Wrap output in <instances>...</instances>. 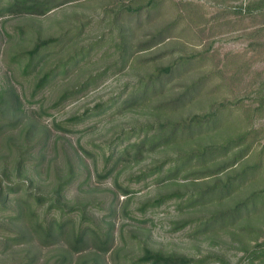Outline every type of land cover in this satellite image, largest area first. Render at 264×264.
Instances as JSON below:
<instances>
[{
    "label": "rangeland",
    "instance_id": "1",
    "mask_svg": "<svg viewBox=\"0 0 264 264\" xmlns=\"http://www.w3.org/2000/svg\"><path fill=\"white\" fill-rule=\"evenodd\" d=\"M128 1L77 0L42 16L0 17V92L13 87L22 114L6 133L9 140L0 144V172L5 165L7 181L18 180L13 163L20 152L32 166L29 190L35 194L52 192L58 182L72 178L63 187L65 206L52 208L48 215L54 237L34 231L50 200L38 205L34 197L28 199L20 219L12 216L11 201L4 205L0 264H139L145 248L185 256L186 264H250L254 255L260 258L256 264H264L263 208L244 205L249 194L264 189V151L260 150L264 113L255 112L259 78L252 70L228 79L234 64L243 65L249 51L242 35L248 20L230 18L228 11L217 9L237 0H161L139 16L119 19L126 25L121 31L111 25L110 17L120 2ZM229 19L235 25L227 23ZM80 24L83 28L73 42L48 53L29 73L10 61V54L30 47L37 33L53 36ZM160 30H164L161 44L126 62ZM5 31L10 36L2 39ZM120 37L125 47L119 45ZM88 45L90 53L79 63L34 91L42 72ZM252 53L247 55L256 68L262 58ZM186 56L191 57L185 69L161 76L160 94L139 95L140 81L146 84L154 70ZM97 73L102 76L54 106L61 92ZM193 80H200V93L189 103L172 105L173 99L190 90ZM133 90L135 96L125 106ZM229 100L234 103L224 121L225 133L247 132V141H257L243 162L247 171L253 165L258 168L240 187L189 200V193L205 192L214 184L211 177L194 179L214 165L199 166L179 156L208 139L198 130L169 137L171 128ZM101 102H107L103 111L70 120ZM153 104L161 112L154 114ZM159 124L163 137L156 143H140L138 136ZM43 125L49 128L45 143L38 141L43 134L38 127ZM174 164L177 169H169ZM225 173L219 176L227 178ZM60 228L63 232L57 233ZM78 239L83 242L78 244Z\"/></svg>",
    "mask_w": 264,
    "mask_h": 264
},
{
    "label": "trees",
    "instance_id": "2",
    "mask_svg": "<svg viewBox=\"0 0 264 264\" xmlns=\"http://www.w3.org/2000/svg\"><path fill=\"white\" fill-rule=\"evenodd\" d=\"M77 0H0V17L5 15H23V16H42L50 13L54 9L68 3ZM161 0H130L128 2H120L117 5L115 13L110 17V23L113 26L119 27V29L125 30V24L119 23V19L137 15L143 9L151 10L154 7L159 5ZM231 1V0H229ZM217 9L219 11H228L230 15H238L242 19L248 20V22L242 27V35L246 40V49L252 54L259 55L262 58V61L259 62L256 68H252V62L250 56L245 53L244 64L238 66L234 64V73L231 76H228L229 80H233L234 76L240 71L241 73H253L252 70H255L254 73L257 74L259 78L258 84L255 86V94L257 97V103L255 112L264 113V0H237V2H229L222 5H218ZM233 16V17H234ZM230 17V18H233ZM86 21L85 23H88ZM227 23L235 25V23L229 19L226 20ZM207 23H210L208 21ZM84 24L78 25L72 30H64L56 35H46L40 36L37 33L33 37L32 44L30 47L16 51L10 54V61L15 63L17 62L20 65V69L23 73H29V71L35 68L39 62L52 51H56L62 45H67L73 42L79 35L80 30H82ZM205 26V25H204ZM203 26V27H204ZM27 26H24L26 29ZM164 30L157 32L154 37L146 42L144 48L138 49L134 55L128 57L126 62L129 64L135 59V55L139 54L141 51H146L152 49L153 47L161 44L163 39L161 38ZM5 36H10V33L5 31V34L1 36L3 39ZM125 47V43L122 42L120 37V43ZM90 46H83L72 52L69 56L63 58L62 61H58L50 70H45L37 78L34 83V91L41 89L47 82L53 80L60 72L65 73L70 66H74L79 63L84 57L90 53ZM252 51V52H251ZM191 56H186L180 58L178 61L173 62L167 66L157 68L154 72L146 77V84L140 81V86L138 89L139 95L146 96L148 95H157L160 94L161 86V76L168 75L171 72L181 71L185 69L186 64L190 61ZM102 76L101 73H97L89 76L83 82H80L76 85L75 88L65 90L60 93L59 97L54 103V106H58L63 103L66 99L72 97L73 95L81 92L85 89L89 83L94 82ZM202 89V84L200 80H193L191 83V88L189 91H185L183 94L177 96L172 100V105L182 106L186 103L192 101L193 96L199 94ZM13 87L4 88L0 92V144L7 142L8 135L6 134L13 127L12 123H15L17 119L22 117V114L19 113V104H18V94L12 92ZM192 93L189 96V93ZM5 95H8V99L5 100ZM135 96V90L131 91L130 94L124 101V105L129 104V100L133 99ZM230 102H219L218 105L208 113L196 112L191 115L189 118L185 119V122L174 125L171 128L169 137L171 135L177 137L180 135H187L192 130H198L200 136L208 139L207 144H201L197 148L193 149L191 153L182 154L179 156V159H187L188 161H195L194 163L199 166H209L214 165L211 168L210 172H200L197 174L198 179L211 177L214 180V184L210 186L205 192L196 191L189 193V200H200L204 199L206 195H216L221 194L226 191H230L233 186L240 187L243 182L247 179L248 175L255 173V170L258 166L253 165L247 171L244 167L246 155L251 151L255 145L254 141H247V132H238L232 134L230 132L225 133L224 121L228 118L232 112L233 101ZM112 103H115L113 100ZM107 105V102H101L96 104L91 111H87L81 116H76L70 118L71 121L82 119L85 115L91 112L103 111L104 107ZM161 112L160 107L155 104L152 106V112L156 114ZM246 113V112H245ZM250 113V112H249ZM18 117V118H17ZM148 125V124H147ZM151 125V124H149ZM152 125L150 130H146L142 137L138 136L140 143H145L150 141L151 143L158 142L162 137L163 126ZM30 126L29 128H31ZM146 128V127H145ZM39 131L42 130L43 134H39L38 141H43L44 143L49 139L47 132L49 128L46 126L38 127ZM175 140V139H174ZM261 151H264V144L260 147ZM228 155H231V158H228ZM169 169H177V165ZM2 172H0V210L7 204L8 201H11L13 204L12 216L23 218L24 217V206L28 204V199L34 197L35 202L38 205H42V202L50 200L49 205L45 208L43 212L42 219L38 221L34 231L41 233L45 238L47 236L54 237L51 235L52 231V221L48 218V215L51 214V210L54 207H64L65 204L62 202V193L63 187L71 182V175L65 178L63 181L58 182V184L53 187L52 192L43 194V193H34L30 189L31 183L28 179V173L32 170V166L26 162V159L23 157V153L18 152L14 159L13 170L17 175L18 180L9 182L6 177L9 174L6 172V166H2ZM226 171L224 176L227 178H222L220 175L221 172ZM231 173H234L231 176ZM231 176V177H229ZM21 177V179H20ZM5 180V181H4ZM195 181V182H196ZM128 192H125L126 194ZM164 197L158 198L157 203ZM244 205H251L253 208H257V205H261L264 213V189L259 190L255 193L249 194L245 198ZM38 207L33 208V212L37 211ZM32 213V212H31ZM62 216V215H61ZM221 218V217H220ZM219 218V219H220ZM1 219V217H0ZM62 223V221L60 222ZM39 229L43 231L40 232ZM62 228L59 229V232L62 233ZM21 233L16 234V237ZM5 242V238L1 239V243ZM82 243L80 239L77 240V243ZM108 249V248H107ZM254 259L250 261V264H256L255 259L260 258L254 255ZM189 261V258L177 255V254H163L159 251H152L145 248L143 255L138 259V263L142 264H186Z\"/></svg>",
    "mask_w": 264,
    "mask_h": 264
}]
</instances>
